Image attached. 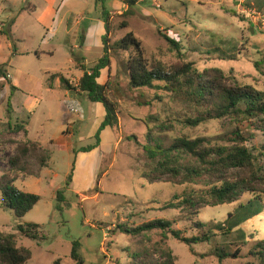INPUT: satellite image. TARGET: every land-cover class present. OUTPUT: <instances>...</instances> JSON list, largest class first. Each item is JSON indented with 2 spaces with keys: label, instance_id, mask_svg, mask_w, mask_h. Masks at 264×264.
Here are the masks:
<instances>
[{
  "label": "rangeland",
  "instance_id": "rangeland-1",
  "mask_svg": "<svg viewBox=\"0 0 264 264\" xmlns=\"http://www.w3.org/2000/svg\"><path fill=\"white\" fill-rule=\"evenodd\" d=\"M124 7L121 0H0V21L16 18L12 30H0V66L6 70L0 77V177L8 173L17 179V188L41 196L29 213L19 217L2 207L0 193V230L15 234L18 246L30 249L27 264L57 260L76 264L71 257L74 241L81 244L84 264H142L138 254L146 253L156 263L162 250H171L177 264L255 262L251 250L264 238V211L243 224L247 243L240 252L232 245L238 255L223 261L214 245H187L169 230L153 229L137 236L120 230L121 225L137 227L164 219L173 221L172 228L184 236H193L194 220L223 222L240 202L256 195L245 193L234 203L205 206L193 219L179 207H165L175 195L204 186L147 181L143 172L154 167L144 148L148 133L166 146L184 135L223 143L236 124L229 119L208 120L196 127L180 122L195 116L194 109L164 88L131 87L127 63L134 46L125 49L117 44L133 32L149 61L170 66L184 60L201 71L219 68L239 83L264 91V0H140L130 14ZM105 10L111 13V65L102 70L99 81L109 83L120 121L102 132L96 146L104 106L86 93L66 90L59 74L75 86L83 66L89 69L103 57ZM164 122L175 129L161 132L156 126ZM21 124L27 134L10 129ZM247 130L248 145L256 154L264 152V122L252 121ZM28 140L40 142L51 154L43 168L32 156L27 158L35 175L11 169L7 163ZM91 145L92 150H83ZM260 157L264 162V155ZM58 191H63L61 200ZM25 222L39 223L45 238L21 235L18 225Z\"/></svg>",
  "mask_w": 264,
  "mask_h": 264
},
{
  "label": "trees",
  "instance_id": "trees-1",
  "mask_svg": "<svg viewBox=\"0 0 264 264\" xmlns=\"http://www.w3.org/2000/svg\"><path fill=\"white\" fill-rule=\"evenodd\" d=\"M121 1L127 6L126 13L130 14L140 0ZM104 21L107 33L103 37L105 44L103 57L89 69L83 66L84 74L75 86L65 76L59 74L66 90L86 93L91 101L104 106L105 117L96 134V146L101 141L102 132L107 127L117 126L120 121L117 104L109 96V83L99 81L102 70L111 65L112 24L111 13L107 10L104 11ZM127 25L124 23V27ZM165 38L172 45L179 46L173 38L166 35ZM117 45L125 49H129L131 45L134 46V53L127 63L131 87L158 86L164 88L194 109L196 115L181 120L183 124L196 127L208 120L228 119L235 121L236 124L232 136L225 138L223 143L214 142L208 137L190 138L184 135L177 138L170 146H166L160 138H156L151 132L148 133V143L144 145V148L154 167L150 171L143 172V177L147 181L165 180L178 185L188 183L204 186L203 189L175 195L165 207H179L185 210L190 219H193V216L205 206L234 203L240 201L245 193L256 195L246 202H240L223 222L194 220L196 234L193 236H184L180 229L172 228L173 221L164 219H155L137 227L121 225L120 230L133 236L153 229L169 230L173 237L187 245L205 242L214 245L215 254L221 261L238 255L237 251L240 252L241 247L247 243V232L243 224L264 211L262 199L264 162L260 157L264 155V152L256 154L248 145L249 136L246 134L252 121L264 122V91L253 85L239 83L219 68L201 71L194 66L193 62L184 60L170 66L159 60L149 61L145 57L140 40L133 32H130ZM5 75V68L0 66V77ZM155 82L162 84H155ZM9 112H11L10 109ZM146 123L152 131L150 122ZM156 128L161 132H166L175 129V125L164 122ZM10 129L13 132L24 130L27 134L24 124L10 127ZM94 147L91 145L83 150L90 151ZM17 150L18 154L8 157L7 163L11 169L30 175H35L36 172L30 171L26 163L28 157L35 158L41 168L46 167L51 159L48 149L38 141H25L18 146ZM74 171L75 167L69 174L70 179ZM16 180L8 173L0 177L1 205L12 209L17 216L23 217L38 204L41 196L17 188ZM63 198V191H58V199ZM18 230L21 235L30 239L45 238L41 225L36 222L21 223L18 225ZM218 238H221V241ZM232 245L237 247V251L232 252ZM80 246L79 241L73 242L71 257L76 264H84ZM251 254L256 259L251 264H264V238L256 241ZM160 255L161 260L156 263L149 261V253L142 255L143 257L138 254V257L142 258V264H177L176 256L171 250H162ZM30 259V249L18 246L15 234H6L0 230V264H27ZM56 264H60V260H57Z\"/></svg>",
  "mask_w": 264,
  "mask_h": 264
},
{
  "label": "crops",
  "instance_id": "crops-1",
  "mask_svg": "<svg viewBox=\"0 0 264 264\" xmlns=\"http://www.w3.org/2000/svg\"><path fill=\"white\" fill-rule=\"evenodd\" d=\"M33 9H34V7H33ZM124 9H127V6L125 5V7H124ZM22 10H26V8H22ZM15 23H16V18L15 17H12V19H11V21H6V20H3V21H0V30L2 31L3 29L5 30V31H8V30H12V28H13V26L15 25ZM2 27H3V29H2ZM3 30V31H4ZM0 31V32H1ZM4 31V32H5ZM1 33H3V32H1ZM47 38L45 37V40H46ZM9 46L10 47H13L12 45H10L9 44ZM26 53H28V52H26ZM38 54V53H37ZM84 74V73H83ZM66 135V134H65ZM66 137H69L68 135H66ZM52 141V140H51ZM51 141H50V143H51ZM54 141V140H53ZM50 143H49V145H50Z\"/></svg>",
  "mask_w": 264,
  "mask_h": 264
},
{
  "label": "built area",
  "instance_id": "built-area-1",
  "mask_svg": "<svg viewBox=\"0 0 264 264\" xmlns=\"http://www.w3.org/2000/svg\"><path fill=\"white\" fill-rule=\"evenodd\" d=\"M252 16L257 17V16H255V14H253ZM106 230H107L106 233L109 234L110 231H112V228H111L110 226H108V227L106 228Z\"/></svg>",
  "mask_w": 264,
  "mask_h": 264
}]
</instances>
